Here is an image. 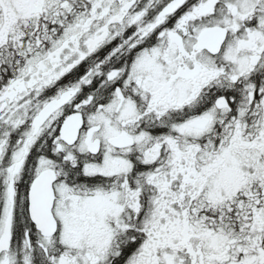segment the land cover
Instances as JSON below:
<instances>
[{
  "label": "snow or ice",
  "instance_id": "snow-or-ice-1",
  "mask_svg": "<svg viewBox=\"0 0 264 264\" xmlns=\"http://www.w3.org/2000/svg\"><path fill=\"white\" fill-rule=\"evenodd\" d=\"M0 264H264V0H0Z\"/></svg>",
  "mask_w": 264,
  "mask_h": 264
}]
</instances>
